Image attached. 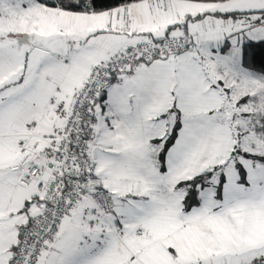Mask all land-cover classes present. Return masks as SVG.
Listing matches in <instances>:
<instances>
[{
  "label": "snow or ice",
  "instance_id": "6c2138e0",
  "mask_svg": "<svg viewBox=\"0 0 264 264\" xmlns=\"http://www.w3.org/2000/svg\"><path fill=\"white\" fill-rule=\"evenodd\" d=\"M0 264H264V0H0Z\"/></svg>",
  "mask_w": 264,
  "mask_h": 264
}]
</instances>
